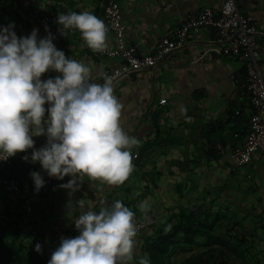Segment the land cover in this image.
Returning a JSON list of instances; mask_svg holds the SVG:
<instances>
[{
  "label": "crops",
  "instance_id": "crops-1",
  "mask_svg": "<svg viewBox=\"0 0 264 264\" xmlns=\"http://www.w3.org/2000/svg\"><path fill=\"white\" fill-rule=\"evenodd\" d=\"M224 0H119L126 26L127 44H137L148 54L163 37H174L178 27L204 8L218 11ZM104 0H0V27L14 24L17 37L35 29L37 39L49 34L39 29L30 12L39 8L52 15L89 11L103 19ZM239 12L264 29V0H238ZM52 36V35H51ZM53 44L66 58L92 67L93 83L101 73L119 65L118 59L99 56L75 35H56ZM108 48L113 47L107 33ZM217 36L202 29L163 57L153 68L129 72L113 82L122 104L121 126L140 141L132 150L134 171L120 186L82 177L79 189L52 186L33 192L32 172L40 173L31 155L47 143V136H33L34 147L12 156L0 177L15 179L30 200L26 214L18 196L0 190L1 255L9 251L12 264H48L58 248L52 229L60 227L74 238L75 220L87 212H99L119 200L134 212V223L151 217L154 225L134 238L139 264L160 231L178 232L165 264H264V155L254 154L244 167L235 168L231 154L245 143L251 106L244 65L214 52ZM258 68L264 78V42L258 40ZM61 76L49 70L41 80ZM166 100L159 105L160 100ZM183 109V110H182ZM136 156V158H134ZM27 157V159H24ZM82 200L81 207L78 201ZM149 208L141 211L139 205ZM189 216L194 236L184 240L182 217ZM41 245L39 252L36 244ZM149 258V256H148Z\"/></svg>",
  "mask_w": 264,
  "mask_h": 264
},
{
  "label": "clouds",
  "instance_id": "clouds-1",
  "mask_svg": "<svg viewBox=\"0 0 264 264\" xmlns=\"http://www.w3.org/2000/svg\"><path fill=\"white\" fill-rule=\"evenodd\" d=\"M57 23L63 30H78L93 52L108 47V27L89 11L60 13ZM13 28L12 23L0 27V160L32 149V137L46 135V145L34 150L31 160L39 161L49 176H71L61 187L74 192L85 176L123 185L134 171L132 150L140 141L121 126L123 106L114 95L112 77L93 83L92 67L66 58L51 34L38 40L34 29L18 38ZM49 70L61 76L42 81ZM30 175L39 191L44 180L37 172ZM77 203L84 206L82 200ZM139 208L146 212L149 205L141 203ZM134 215L119 200L98 213L79 215L74 223L79 235L62 238L48 264H130L137 235ZM40 249L37 243L35 250ZM139 264H150V259L145 255Z\"/></svg>",
  "mask_w": 264,
  "mask_h": 264
},
{
  "label": "built area",
  "instance_id": "built-area-1",
  "mask_svg": "<svg viewBox=\"0 0 264 264\" xmlns=\"http://www.w3.org/2000/svg\"><path fill=\"white\" fill-rule=\"evenodd\" d=\"M104 23L108 27V33L112 34L114 45L99 56L108 59H118L119 65L101 73L100 84L104 83V77H112L113 82L129 72H135L153 68L163 57L175 49L181 47L190 35H195L202 29L213 30L217 36V46L214 52L223 56L238 60L244 65L246 71L247 92L251 106L249 116L248 133L242 147L231 154V160L235 168L246 166L254 154L264 155V78L258 68V40L264 42V29L259 28L257 22L248 16L242 15L237 7L238 0H224L218 11L204 8L196 16L184 21L176 30L174 37H163L155 46L152 53L139 54L137 44H127L125 40L126 26L123 21L119 0H104ZM30 18L37 24L40 30L52 36L62 35L57 23V15L47 14L39 8L30 12ZM65 34L77 35L78 30H63ZM82 42L85 44L83 39ZM166 100H160L159 105ZM47 109L49 104L46 102ZM48 113L45 112V120ZM2 155V154H0ZM12 157L0 160V170L10 164ZM136 158V156H134ZM44 180V185L39 189L52 186L55 178L49 176L44 170L39 173ZM0 190L18 196L26 214L32 212L30 200L20 189L19 183L12 178L0 177ZM33 192H39L35 189ZM137 235L154 225L151 217H146L135 222ZM52 237L57 246H60L62 238H74L60 227L52 229Z\"/></svg>",
  "mask_w": 264,
  "mask_h": 264
},
{
  "label": "trees",
  "instance_id": "trees-1",
  "mask_svg": "<svg viewBox=\"0 0 264 264\" xmlns=\"http://www.w3.org/2000/svg\"><path fill=\"white\" fill-rule=\"evenodd\" d=\"M180 225L183 226V235L185 241H190V237L195 235V232L192 230V222L189 216H183L180 219ZM178 232L175 233V230L170 232L160 231L157 238L152 241L151 245L146 248V253L149 256L150 264H165V256L169 252V248L177 241ZM2 249L0 248V264H12V257L9 254V251L5 253V257L1 255ZM187 264H206L202 262L201 259H191L188 260Z\"/></svg>",
  "mask_w": 264,
  "mask_h": 264
}]
</instances>
